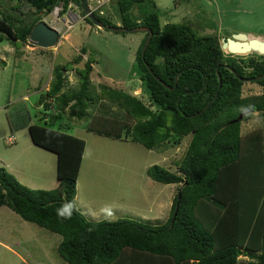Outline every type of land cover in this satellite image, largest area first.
I'll return each mask as SVG.
<instances>
[{
	"label": "trees",
	"instance_id": "1",
	"mask_svg": "<svg viewBox=\"0 0 264 264\" xmlns=\"http://www.w3.org/2000/svg\"><path fill=\"white\" fill-rule=\"evenodd\" d=\"M11 1L0 0V43L25 44L41 20L39 15L48 14L58 3L66 7L71 2L84 16L79 0ZM1 4L6 8L1 9ZM21 4L33 9L32 17L22 20L16 16L15 11L24 14ZM115 4L119 26L146 27L153 32L142 58L148 37L144 34L135 63L144 92L156 110L121 89L99 85L97 94L89 79L90 58L78 75L75 92H63L66 66L54 67L49 88L37 102L38 106L44 103V109L53 107L54 112L49 119L43 117V123L29 125L28 133L35 146L56 155L58 185L51 190L31 189L0 167V208L7 207L23 221L60 235L57 254L68 264H264V124L241 134L240 124L249 115L239 122H233L237 114L230 121L221 120L226 111L239 114L253 108V112L264 113V78L250 82L260 87V95L244 97L245 83L224 68L227 65L238 76L253 78L264 75V62L224 54L216 35L199 36L183 23L161 26L151 0H116ZM107 17L97 16L105 25L118 26ZM85 52L82 48L81 54ZM5 66L0 59V70ZM217 68L222 86L213 103L196 116L218 89ZM47 99H53L54 105L46 104ZM113 106L122 114L111 113ZM87 107L91 110L89 131L123 137L147 150L171 139L178 144L191 135L177 172L160 165L146 170L155 182L180 185L165 223L127 218L93 222L79 210L70 220L57 217L56 209L75 199L85 142L52 127L63 112L68 119L87 117Z\"/></svg>",
	"mask_w": 264,
	"mask_h": 264
},
{
	"label": "rangeland",
	"instance_id": "2",
	"mask_svg": "<svg viewBox=\"0 0 264 264\" xmlns=\"http://www.w3.org/2000/svg\"><path fill=\"white\" fill-rule=\"evenodd\" d=\"M151 1L156 6L161 26L183 23L199 36L214 34L217 29L224 37L230 36V31L264 36V27H261L264 26V0H229L230 4L226 0H179L177 4L174 2L176 0ZM16 2L12 0L9 4ZM3 7L5 9L6 5L1 4V9ZM237 7L240 10L235 9ZM20 10L23 15L17 11L15 14L22 20L32 17L33 9L27 5L21 4ZM71 13L80 20L66 34L67 39L61 40L54 48L58 51L56 53L50 50L41 52L40 48L29 44V39L25 44L12 45L7 40L0 43V59L6 63L5 68L0 70V167L4 168L1 160L13 159L20 148L30 144L25 153L19 154L15 165L12 164L13 170H7L31 189L51 190L58 185L56 155L35 146L28 133L29 125L41 124L43 117L52 116L53 109L37 107V102L39 96L49 88L54 67L66 66L67 83L63 92H75L79 90L78 75L83 73L86 59L90 58L93 69L89 79L97 94L101 91L99 85L121 89L138 98L152 111L156 110L144 92L135 63L138 49L135 41L141 42L144 34L100 30L82 19L78 9L71 10ZM39 16L44 22L50 23L52 20L49 14ZM103 16H108L114 24H120L116 4L108 6ZM259 19L261 22H258ZM82 48L86 49L85 57L81 54ZM78 57L79 62L76 61ZM260 94L258 85L245 82L244 97ZM24 96L28 98L25 100ZM49 101L53 106L51 99L45 103L49 104ZM86 112L87 117L82 119H68L67 112L60 113L52 127L85 142L76 182L74 200L77 209L93 222L104 220L99 212L109 204L115 208V220L127 218L151 224L165 223L170 217L180 185L155 182L146 176V170L160 165L177 172L191 135L178 144L171 139L155 150H147L123 137L116 139L89 131V107ZM116 112L122 114L113 106L111 113ZM236 114L240 113L226 111L221 120L230 121ZM248 115L250 118L240 124L241 134L253 132L264 124V113L258 111ZM10 136L16 139L12 146L7 142ZM61 240L60 235L23 221L9 208L0 209V243L8 247L0 245V264H68L57 254Z\"/></svg>",
	"mask_w": 264,
	"mask_h": 264
},
{
	"label": "water",
	"instance_id": "3",
	"mask_svg": "<svg viewBox=\"0 0 264 264\" xmlns=\"http://www.w3.org/2000/svg\"><path fill=\"white\" fill-rule=\"evenodd\" d=\"M80 3V9L83 12L84 16L89 20V22L95 26L96 28L100 30H105L113 33H143L148 34V37L146 38L144 45L142 47L141 56L143 58L144 52L146 50V47L153 36V32L146 27H134V28H125L122 26H109L102 23L90 10L88 6V0H79ZM115 4V3H114ZM135 11L138 12V9L135 8ZM29 40L31 43L39 48L42 49H52L57 46L59 35L58 32L51 28L49 25H47L44 21L38 22L33 28L29 36ZM221 50L224 52V54L227 55H234L243 57L245 55H248L250 53H256L258 55L264 56V37L261 36H253V35H247L244 33H237V34H231L228 38H221L219 40ZM146 67L149 69V67L146 65ZM224 68L229 70L235 78L240 80L241 82H256L264 78L263 76L253 77V78H242L237 75V73L229 66L224 65ZM150 73H152V70H149ZM217 74V81H218V89L215 93V95L208 101V103L205 105V107L198 113H196V116H199L202 114L216 99L218 92L222 86V80L221 75L219 73V68L216 69ZM180 75V73L177 75V77ZM177 77L175 78V84L177 81ZM155 78L160 82L161 85H163L166 89L171 90L168 86H166L162 81L159 80L157 76ZM187 94V93H184ZM178 104V103H177ZM253 112V108H250L248 110H244L241 112L237 119H235L233 122H239L242 120V118L245 115H248L249 113ZM180 199V194H178V201ZM178 207V203L176 204V210ZM176 211L174 213L175 217Z\"/></svg>",
	"mask_w": 264,
	"mask_h": 264
},
{
	"label": "built area",
	"instance_id": "4",
	"mask_svg": "<svg viewBox=\"0 0 264 264\" xmlns=\"http://www.w3.org/2000/svg\"><path fill=\"white\" fill-rule=\"evenodd\" d=\"M116 0H90L89 8L92 12H96L99 16H103L105 10ZM77 8L76 5L69 2L66 7H64L63 3H58L53 7L50 11L49 15L52 18L49 25L56 29L61 37H65L66 34L72 30L75 24L78 22L79 18L71 13V10H75ZM72 16H70V15ZM52 104L51 101L48 102ZM9 143H13V137L8 139Z\"/></svg>",
	"mask_w": 264,
	"mask_h": 264
},
{
	"label": "clouds",
	"instance_id": "5",
	"mask_svg": "<svg viewBox=\"0 0 264 264\" xmlns=\"http://www.w3.org/2000/svg\"><path fill=\"white\" fill-rule=\"evenodd\" d=\"M89 1L90 0H88V6H89ZM113 3H116V1H114ZM112 3V4H113ZM112 4L110 5V6H112ZM75 5V4H74ZM77 6V5H76ZM76 9H78L79 10V8L77 7ZM75 9V10H76ZM91 10V9H90ZM108 10V8L105 10V11H107ZM50 13V12H49ZM48 13V14H49ZM94 13V15L97 17V16H99L98 14H96V12H93ZM42 14V13H41ZM79 18V17H78ZM86 17L85 16H82V19H85ZM80 20V19H79ZM79 20H78V22H79ZM40 21H43V20H40ZM39 21V22H40ZM77 22V23H78ZM45 23L47 24V25H49V22H47V21H45ZM50 26V25H49ZM51 27V26H50ZM117 27V26H116ZM52 28V27H51ZM54 29V28H53ZM98 29V28H97ZM56 30V29H55ZM57 31V30H56ZM71 31V30H70ZM69 31V32H70ZM58 32V31H57ZM58 35H59V33H58ZM30 36V35H29ZM28 39H29V37H28ZM27 39V40H28ZM67 38H65V37H61L60 35H59V40H58V43H60L61 42V40H66ZM29 44H31V45H33L32 43H31V41L29 40ZM27 43V42H26ZM58 43H57V45H58ZM34 47H37V46H35L34 45ZM55 48V47H54ZM54 48H52V49H54ZM42 49V48H41ZM51 100H53V99H51ZM46 101V100H45ZM8 141V140H7ZM9 143V142H8ZM78 209H77V205H76V202H75V200H73V201H67V202H65V203H63L59 208H57L56 209V215H57V217L59 218V219H61V220H70L71 218H72V216H73V213L75 212V211H77ZM99 214L100 215H102L103 216V218H104V220L105 221H107V222H109V223H111V222H113L115 219H116V216H115V208H114V206L113 205H109V204H106V205H104L101 209H100V212H99Z\"/></svg>",
	"mask_w": 264,
	"mask_h": 264
},
{
	"label": "crops",
	"instance_id": "6",
	"mask_svg": "<svg viewBox=\"0 0 264 264\" xmlns=\"http://www.w3.org/2000/svg\"><path fill=\"white\" fill-rule=\"evenodd\" d=\"M191 1H192V0H191ZM221 1H222V0H221ZM226 1L230 4V1H229V0H226ZM174 2H175V1H174ZM178 2H179V0H177V1L175 2V4H177ZM113 4H114V3H113ZM191 4H192V3H191ZM191 4H190V5H191ZM192 6H193V5H192ZM155 7H156V6H155ZM242 8H243V7H242ZM230 9H231V7L229 8V10H230ZM235 9L240 10L239 7L235 8ZM137 13H138V12L135 11V15H137ZM189 15L191 16V14H189ZM212 22H213V21H212ZM258 22H261V20L259 19ZM117 25H118V26L120 25L119 22H117ZM261 27H264V26H261ZM215 29H217V27H216ZM235 33H236V32H231V31H230V34H235ZM253 34H254V33H253ZM253 34L250 33V35H253ZM211 35H216V36L219 38V40H220L221 38L230 37V36H227V35L224 37L223 34H221L220 29H217L216 32L214 31V34H211ZM253 36H255V34H254ZM135 42H136V46H137L136 48H138V46H139V44H140V40L135 41ZM35 48H39V47H35ZM40 49H41V48H40ZM48 50H50L51 53H52V52H55V53L58 52L57 49H56V50H55V49H41V52L48 51ZM33 51H35V50H33ZM85 54H86V52H85ZM85 54H84V57L86 56ZM82 56H83V55H82ZM86 60H87V59H86ZM62 66H63V65H62ZM92 67H93V66H92ZM46 83H47V81L44 82V85H46ZM37 87H39V86H37ZM37 87H36V88H37ZM36 88H35V89H36ZM42 94H43V93H42ZM42 94H41V95H42ZM41 95H40V96H41ZM40 96H39V98H40ZM24 98H25V100H26V99L28 98V96H24L23 99H24ZM43 104H44V103H43ZM43 104H41V105H39V106L37 105V107H40V106H41V107H44ZM51 109H53V107H52ZM52 112H54V111H52ZM46 118H47V116H46ZM46 118H45V120H46ZM45 120H44V121H45ZM42 123H43V122H42ZM10 137H13V139H14V142H13V143H8L10 146H12V145H14V144L16 143V139H15L14 136H10ZM10 137H9V138H10ZM9 138H8V139H9ZM8 139H7V140H8ZM7 142H8V141H7ZM17 146H18V145H17ZM17 146H16V147H17ZM22 146H24V143H22ZM29 146H31V145H30V144H29V145H25L24 148H20L21 150L19 149V150L17 151V153L14 155L15 157H14L13 159H10L9 161H4V160H3L4 162L1 160V163H3L1 166H3L5 169H8L9 171H12V170H13V165H12V164L14 163V165H15V161L17 160L19 154H21V153H25L26 148H28ZM16 147H15V148H16ZM24 179H26V178H24ZM24 181H26V180H24ZM3 207H4V206H3ZM3 207H1V208H3ZM1 208H0V209H1ZM0 245H2V244L0 243ZM2 246L5 247V248H8V247L5 246V245H2Z\"/></svg>",
	"mask_w": 264,
	"mask_h": 264
},
{
	"label": "flooded vegetation",
	"instance_id": "7",
	"mask_svg": "<svg viewBox=\"0 0 264 264\" xmlns=\"http://www.w3.org/2000/svg\"><path fill=\"white\" fill-rule=\"evenodd\" d=\"M235 34H237V33H235ZM245 34V33H244ZM247 35H250V33H246ZM251 34H253V33H251ZM231 35V34H230ZM254 35V34H253ZM255 36H261L260 34H258V35H255ZM262 37H264V36H262ZM226 38H228V37H226ZM235 57H237V56H235ZM253 58L257 63H262V62H264V56L263 55H258V54H256V53H252V55L251 56H249V57H246L245 59H247V58ZM243 58V57H242ZM241 59V58H240Z\"/></svg>",
	"mask_w": 264,
	"mask_h": 264
}]
</instances>
